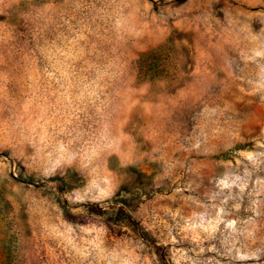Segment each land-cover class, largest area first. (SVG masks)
<instances>
[{"label":"rangeland","instance_id":"374dc122","mask_svg":"<svg viewBox=\"0 0 264 264\" xmlns=\"http://www.w3.org/2000/svg\"><path fill=\"white\" fill-rule=\"evenodd\" d=\"M0 264H264V0H0Z\"/></svg>","mask_w":264,"mask_h":264}]
</instances>
